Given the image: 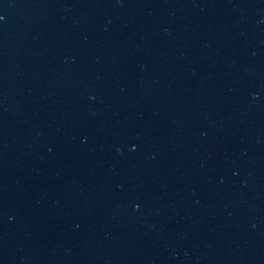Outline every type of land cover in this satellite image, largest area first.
<instances>
[{
    "label": "water",
    "instance_id": "obj_1",
    "mask_svg": "<svg viewBox=\"0 0 264 264\" xmlns=\"http://www.w3.org/2000/svg\"><path fill=\"white\" fill-rule=\"evenodd\" d=\"M0 264H264V0H0Z\"/></svg>",
    "mask_w": 264,
    "mask_h": 264
}]
</instances>
